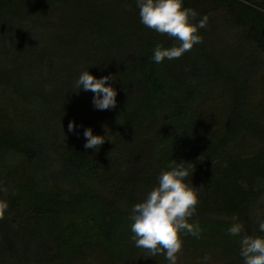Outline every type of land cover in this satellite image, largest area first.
Segmentation results:
<instances>
[{
  "label": "trees",
  "instance_id": "1",
  "mask_svg": "<svg viewBox=\"0 0 264 264\" xmlns=\"http://www.w3.org/2000/svg\"><path fill=\"white\" fill-rule=\"evenodd\" d=\"M183 5L198 13L193 23L207 16L203 42L156 63L157 44L179 42L143 25L137 0H0V85L48 128L18 131L0 109V185L22 179L0 220V264H169L135 246L129 217L175 161L193 164L185 182L200 203L188 222L202 229L182 235L177 264H244L241 236L264 238V0ZM42 67L67 88L28 75ZM86 70L114 76L116 108L77 93ZM88 128L111 142L85 149ZM233 216L241 236L227 232Z\"/></svg>",
  "mask_w": 264,
  "mask_h": 264
},
{
  "label": "clouds",
  "instance_id": "2",
  "mask_svg": "<svg viewBox=\"0 0 264 264\" xmlns=\"http://www.w3.org/2000/svg\"><path fill=\"white\" fill-rule=\"evenodd\" d=\"M137 6L144 26L179 42V46L171 48L157 44L152 57L156 63H162L166 58L179 59L191 51L194 45L203 42L199 30L206 28L208 18L205 16L198 23H193L198 13L185 8L183 0H137ZM109 81L115 82L114 76L97 79L86 70L75 81L74 87L78 90L77 93L81 89L94 93L92 103L96 109L109 110L117 106V91L106 86ZM75 128V123L69 122L68 131L74 132ZM83 135L87 141L85 149L97 150L106 140L110 141L106 136L93 135L91 128L85 129ZM192 166L191 163L176 161L169 165L170 170L160 173L158 186L147 194L143 202L132 207L129 217L135 246L146 250L150 256L165 255L169 264H177L182 253V235L190 234L200 238L202 232L198 223L194 225L188 222L200 203L198 189L185 182L190 173H193ZM0 191L6 192L7 189L0 185ZM8 208V202L0 200V220L4 219ZM231 219L233 223L227 229L228 234L241 236L245 232L244 225L236 222V216ZM259 229L264 232V220L259 221ZM240 255L244 264H264V238L252 237L246 233L242 235ZM208 259V256L204 257L205 261Z\"/></svg>",
  "mask_w": 264,
  "mask_h": 264
},
{
  "label": "rangeland",
  "instance_id": "3",
  "mask_svg": "<svg viewBox=\"0 0 264 264\" xmlns=\"http://www.w3.org/2000/svg\"><path fill=\"white\" fill-rule=\"evenodd\" d=\"M28 75H31V77H34V78L40 75L43 78L41 79L42 81H40V83L42 84L43 87L50 89V91L54 90L55 88H63V89L67 88V86L64 85V83H60L59 80H56L58 74L55 75V70H51L50 72V70L45 69V67H42L41 69L36 68L28 72ZM27 80H25L23 83L30 84V81H27ZM5 89H6L5 87L0 85V94L2 93L0 96V109L4 110L3 112L6 113V115H8L9 119L12 121L13 126L18 131H24L25 133L35 131L37 132L36 135L43 136L45 131L48 129L47 127H45L46 123L41 122V119L38 118L36 114L26 113V111H24L23 106L20 105L16 100H14L8 94V92H5L6 91ZM228 101L229 100L226 97H222L212 106L211 111H210V118H211L212 125L214 127H216V122L219 118V111L226 107V104L228 103ZM82 117H83L82 112L78 111L74 114L73 120L78 123L80 120H82ZM53 131L55 132V130ZM50 160H51L50 164L52 163L50 167L52 168L56 166L54 162L55 157L52 153L50 154ZM17 164L18 163L16 159L9 161L8 163V165H10L9 167L16 166ZM8 165L6 163V166ZM0 171H2L3 174L6 172L5 169H3L2 164H0ZM41 174H42L41 172H38L36 173L35 176L39 177L41 176ZM21 180L22 179L20 175L14 177L12 181H10L7 184V187H6L7 191L3 192L0 200H5L9 202V200L12 197H15L18 194H22L20 193V190L18 189L20 186L19 184Z\"/></svg>",
  "mask_w": 264,
  "mask_h": 264
}]
</instances>
